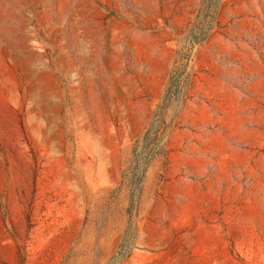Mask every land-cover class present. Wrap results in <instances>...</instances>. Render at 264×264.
Masks as SVG:
<instances>
[{
  "label": "rangeland",
  "instance_id": "1",
  "mask_svg": "<svg viewBox=\"0 0 264 264\" xmlns=\"http://www.w3.org/2000/svg\"><path fill=\"white\" fill-rule=\"evenodd\" d=\"M0 264H264V0H0Z\"/></svg>",
  "mask_w": 264,
  "mask_h": 264
},
{
  "label": "trees",
  "instance_id": "2",
  "mask_svg": "<svg viewBox=\"0 0 264 264\" xmlns=\"http://www.w3.org/2000/svg\"><path fill=\"white\" fill-rule=\"evenodd\" d=\"M156 122L158 121H155V124H152L146 131L142 139V145L137 147L140 150V157L139 159L137 158L140 168V177L144 175L151 160L158 154L159 150L163 148V146H160L159 126Z\"/></svg>",
  "mask_w": 264,
  "mask_h": 264
}]
</instances>
